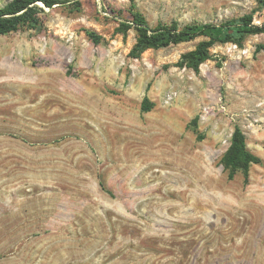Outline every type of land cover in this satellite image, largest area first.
Segmentation results:
<instances>
[{
  "label": "rangeland",
  "instance_id": "374dc122",
  "mask_svg": "<svg viewBox=\"0 0 264 264\" xmlns=\"http://www.w3.org/2000/svg\"><path fill=\"white\" fill-rule=\"evenodd\" d=\"M135 1L152 27L264 21L256 0ZM131 2L0 35V264H264V34L199 72L175 64L204 37L134 58ZM236 124L262 158L248 184L220 164Z\"/></svg>",
  "mask_w": 264,
  "mask_h": 264
},
{
  "label": "trees",
  "instance_id": "16d2710c",
  "mask_svg": "<svg viewBox=\"0 0 264 264\" xmlns=\"http://www.w3.org/2000/svg\"><path fill=\"white\" fill-rule=\"evenodd\" d=\"M256 1L259 8L264 10V0ZM67 2L69 0H9L4 5L0 4V35L17 32L23 28L41 31L45 26L42 14L46 12V8ZM73 6L80 9L82 3L76 1ZM129 10L132 18L120 21L115 33L126 36L130 30L136 31V41L129 54L131 57L139 58L149 49L165 48L204 37L194 49L183 53L175 64L196 72H199L201 65L208 60H217L218 65L222 64L223 59L212 52L215 45L233 43L243 47L249 36L264 34V21L256 23L254 11L219 23L194 21L181 25L178 20H172L170 23L160 20L152 27L135 0H132ZM86 33L95 44L105 41L104 36L94 30L87 29ZM261 51H264V42L256 46V53ZM152 108L153 102L146 96L142 102V110L147 112ZM197 120V117L194 118L192 123L196 125ZM261 162L262 158L248 147L244 130L236 124L231 143L220 159L228 178L233 180L238 173H242L245 184H248L252 165Z\"/></svg>",
  "mask_w": 264,
  "mask_h": 264
}]
</instances>
